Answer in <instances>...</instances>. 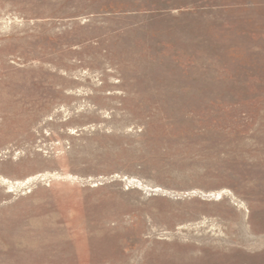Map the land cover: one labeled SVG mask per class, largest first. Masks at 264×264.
<instances>
[{
    "label": "rangeland",
    "instance_id": "374dc122",
    "mask_svg": "<svg viewBox=\"0 0 264 264\" xmlns=\"http://www.w3.org/2000/svg\"><path fill=\"white\" fill-rule=\"evenodd\" d=\"M0 179V264H264V0H0Z\"/></svg>",
    "mask_w": 264,
    "mask_h": 264
},
{
    "label": "bare ground",
    "instance_id": "6f19581e",
    "mask_svg": "<svg viewBox=\"0 0 264 264\" xmlns=\"http://www.w3.org/2000/svg\"><path fill=\"white\" fill-rule=\"evenodd\" d=\"M44 176H45V175H44ZM31 178H32V177H31ZM3 179H4V178H3ZM0 180H1V179H0ZM25 180H26V179H25ZM28 180H30V179H28ZM28 180H27V181H28ZM32 180H33V179H32ZM32 180H30V181H32ZM2 181H3V180H2ZM3 182H4V181H3ZM18 182H19V181H18ZM18 182H17V184H18ZM20 182H21V181H20ZM23 182H24V181H23ZM26 183H27V182H26ZM21 184H22V183H21ZM21 184H20V185H21ZM24 184H25V183H24ZM24 184H23V185H24ZM20 185H19V186H20ZM13 186H14V185H13ZM8 188H12V187H8ZM34 226H35V225H34ZM31 231H32V230H31ZM38 233H39V232H38Z\"/></svg>",
    "mask_w": 264,
    "mask_h": 264
}]
</instances>
